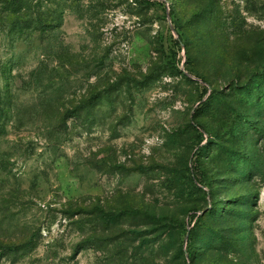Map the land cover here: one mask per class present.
<instances>
[{
	"label": "rangeland",
	"instance_id": "1",
	"mask_svg": "<svg viewBox=\"0 0 264 264\" xmlns=\"http://www.w3.org/2000/svg\"><path fill=\"white\" fill-rule=\"evenodd\" d=\"M0 264H264V0H0Z\"/></svg>",
	"mask_w": 264,
	"mask_h": 264
},
{
	"label": "trees",
	"instance_id": "2",
	"mask_svg": "<svg viewBox=\"0 0 264 264\" xmlns=\"http://www.w3.org/2000/svg\"><path fill=\"white\" fill-rule=\"evenodd\" d=\"M103 97H104V96H103ZM103 97H102V96H99L98 99H97V101L100 100V99H102ZM105 97H107V96H105ZM231 159H233V158L231 157ZM198 218H199V217H198ZM192 233H193L192 230H189V231H188L189 236H191Z\"/></svg>",
	"mask_w": 264,
	"mask_h": 264
}]
</instances>
